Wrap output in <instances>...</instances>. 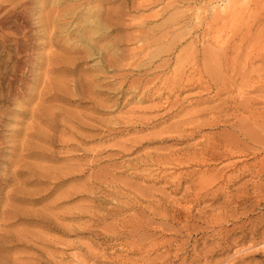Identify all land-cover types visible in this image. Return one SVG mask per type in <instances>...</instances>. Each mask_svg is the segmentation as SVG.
Returning <instances> with one entry per match:
<instances>
[{"label":"rangeland","instance_id":"1","mask_svg":"<svg viewBox=\"0 0 264 264\" xmlns=\"http://www.w3.org/2000/svg\"><path fill=\"white\" fill-rule=\"evenodd\" d=\"M255 2L0 0V264H264Z\"/></svg>","mask_w":264,"mask_h":264},{"label":"bare ground","instance_id":"2","mask_svg":"<svg viewBox=\"0 0 264 264\" xmlns=\"http://www.w3.org/2000/svg\"><path fill=\"white\" fill-rule=\"evenodd\" d=\"M155 1H156V0H155ZM227 1H228V0H227ZM229 1H230V0H229ZM238 1H239V0H238ZM258 1H259V2H258V3L255 2V4L257 3V5H259V8H260V4H261V7H262V4H263L264 2H263L262 0H261V1L258 0ZM225 2H226V1H225ZM232 2H233V1H232ZM252 2H254V1H252ZM252 2H250V3L252 4ZM260 2H261V3H260ZM262 2H263V3H262ZM147 3H148V2H147ZM147 3H146V4H147ZM151 3H152V2H151ZM154 3H155V2H154ZM259 3H260V4H259ZM148 4H150V3H148ZM152 4H153V3H152ZM226 4H227V3H226ZM239 4H240V2H239ZM246 4H247V3H245L244 6H247ZM251 4H250V5H251ZM229 5H231V4H229ZM240 5H241V4H240ZM248 5H249V4H248ZM252 5H253V4H252ZM257 5H256V6H257ZM224 6H225V5H224ZM231 6H232V5H231ZM231 6H229V7H231ZM233 6H234V5H233ZM233 6H232V7H233ZM236 6H237V5H236ZM242 6H243V5H242ZM253 6H254V5H253ZM263 6H264V5H263ZM227 7H228V6H227ZM229 7H228V8H229ZM232 7H231V8H232ZM247 7H248V6H247ZM247 7H246V8H247ZM254 7H255V6H254ZM236 8H237V7H236ZM236 8L234 7V10H235ZM239 8H240V7H239ZM241 8H242V7H241ZM241 8H240V9H241ZM244 8H245V7H244ZM222 9H225V8H222ZM229 9H230V8H229ZM237 9H238V8H237ZM253 9H254V11H256V9L258 10V7H256V9H255V8H253ZM248 10H249V8H248ZM259 10H261V9H259ZM217 11H219V10H217ZM222 11H223V10H222ZM224 11H225V10H224ZM238 11L240 12V10H238ZM238 11H236V12H238ZM263 11H264V10H263ZM210 12H211V11H210ZM212 12H213V11H212ZM212 12H211V13H212ZM226 12H228V11H226ZM230 12H231V9H230ZM246 12H247V11H246ZM246 12H245V15L247 14ZM259 12H260V11H259ZM259 12H258V14H259ZM217 13H218V12H217ZM224 13H225V12H224ZM232 13H233V11H232ZM250 13H251V12H250ZM252 13H253V12H252ZM208 14H209V13H208ZM230 14H231V13H230ZM237 14H239V13H237ZM240 14H241V13H240ZM258 14H257V15H258ZM218 15H219V14H218ZM224 15L228 16L227 19L229 20L230 24L232 25L233 22H234V19H235V15L233 16V15H229V14H226V13H225ZM261 15H262V11H261ZM261 15H258V16H261ZM196 16H198V15H196ZM213 16H214V15H213ZM222 16H223V15H222ZM236 16H237V15H236ZM239 16H240V15H239ZM243 16H244V15H243ZM247 16H248V15H247ZM250 16H251V15H250ZM250 16H249V18L251 19ZM198 17H199V16H198ZM201 17H202V16H201ZM201 17H200V18H201ZM205 17H206V16H205ZM209 17H210V15H209ZM261 17H262V16H261ZM210 18H211V17H210ZM212 18H213V17H212ZM216 18H218V17H216ZM219 18H221V15H219ZM242 18H243V17H242ZM246 18H247V17H246ZM256 18H257V17H256ZM256 18H255V19H256ZM263 18H264V17H263ZM194 19H195V18H194ZM207 19H208V18H207ZM255 19H254V20H255ZM258 19H259V18H258ZM195 20H196V21L198 20L197 17H196ZM200 20H201V19H200ZM225 20H226V18H225ZM254 20H253V21H254ZM263 20H264V19H263ZM207 21H209V20H207ZM207 21H206V22H207ZM218 21L220 22V20H218ZM222 21H223V20H221V22H222ZM243 21H244V20H243ZM250 21L252 22V20H250ZM255 21H256V20H255ZM260 21H261V20H260ZM210 22H211V20H210ZM212 22H213V21H212ZM212 22H211V23H212ZM235 22H236V21H235ZM237 22H238V21H237ZM261 22H262V21H261ZM261 22H259V24H260ZM263 22H264V21H263ZM200 23H201V21H200ZM216 23H218V22H216ZM226 23H227V22H226ZM226 23H225V24H226ZM255 23H256V22H255ZM203 24H205V23H203ZM208 24H209V23H208ZM208 24H207V25H208ZM227 24H228V23H227ZM240 24H242V23H240ZM243 24H244V23H243ZM253 24H254V22H253ZM259 24H258V25H259ZM262 24L264 25V23H262ZM262 24H261V25H262ZM211 25L214 26V24H211ZM228 25H229V24H228ZM228 25H227V26H228ZM246 25H247V24H246ZM263 25H262V27H264ZM196 26H199V24H197ZM203 26H204V25H203ZM205 26H206V25H205ZM217 26H218V25H217ZM225 26H226V25H225ZM237 26H239V25H237ZM206 27H207V26H206ZM208 27H209V26H208ZM219 27H221V23H220ZM232 27H233V26H232ZM241 27H243V26L241 25ZM253 27L256 29V27H258V26H256V27L253 26ZM227 28H228V27H227ZM230 28H231V26H230ZM233 28H236V27H233ZM238 28H239V27H238ZM247 28L250 29L251 26H250V28H249V26L247 25ZM192 29H194V28H192ZM195 29H196V28H195ZM197 29H198V28H197ZM202 29H203V27H202ZM206 29H207V28H206ZM212 29H213V28H210V30H212ZM215 29H216V28H215ZM217 29H220V28H217ZM222 29H223V28H221V30H222ZM239 29H240V28H239ZM190 30H191V29H190ZM213 30H214V29H213ZM226 30H227V29H226ZM229 30H230V29H229ZM237 30H238V29H237ZM244 30H245V29H244ZM259 30H260V32H262V31H261V27H259ZM205 31H208V30H205ZM218 31H219V30H218ZM227 31H228V30H227ZM256 31H257V30H256ZM210 32H211V31H210ZM212 32L215 33L214 31H212ZM234 32H235V30H234ZM218 33H221V32H218ZM223 33H224V31H223ZM225 33H226V32H225ZM231 33H233V31H232ZM231 33H229V34H231ZM245 33H247V32L245 31ZM249 33L252 34V31H251V32L249 31ZM254 33H255V31H254ZM257 33H259V32H257ZM188 34H189V33H188ZM203 34H204V33H202V35H203ZM206 34H207V33L205 32V36H207ZM227 34H228V33H227ZM238 34H239V33H238ZM240 34H241V32H240ZM261 34H262V33H261ZM213 35H214V34H213ZM223 35H224V34H223ZM231 35H232V34H231ZM253 35H254V34H253ZM257 35H259V34H257ZM162 36H163V35H162ZM162 36H161V37H162ZM205 36H204V37H205ZM208 36L210 37V36H212V35L208 34ZM208 36H207V37H208ZM214 36H215V35H214ZM219 36H220V35H219ZM233 36H234V35H233ZM242 36H243V35H242ZM263 36H264V35H263ZM204 37H203V38H204ZM212 37H213V36H212ZM212 37H211V38H212ZM226 37H227V35H226ZM228 37H229V36H228ZM228 37H227V38H228ZM234 37H236V39H237L238 36H234ZM234 37H233V38H234ZM243 37H244V39H245L246 35H244ZM254 37L258 39L259 36L257 37V36L255 35ZM254 37H253V38H254ZM201 38H202V37H201ZM201 38H200V39H201ZM215 38H216V37H215ZM215 38H214V40H215ZM224 38H225V37H224ZM224 38H222V39L225 40L226 38H225V39H224ZM238 38H239V37H238ZM248 38L251 40L252 37H251V36H248ZM248 38H247V39H248ZM260 38H261V37H260ZM161 39H162V38H161ZM249 39H248V41H249ZM257 39H256V40H257ZM206 40H207V39H205V40H203V41H206ZM210 40H212V39H210ZM226 40H227V39H226ZM234 40H235V39H234ZM212 41H213V40H212ZM228 41H230V40H227V43H228ZM244 41H245V40H244ZM246 41H247V40H246ZM262 41H264V37H263V40H261L260 42H262ZM208 42H209V40H208ZM214 42H215V41H214ZM222 42H223V41H222ZM231 42H232V41H231ZM249 42H250V43H251V42L254 43L255 40H254V41L251 40V41H249ZM210 43H211V42H210ZM212 43H213V42H212ZM227 43H226V44H227ZM245 43L247 44V42H245ZM191 44H192V43H191ZM191 44H190V45H191ZM222 44H223V43H222ZM231 44H232V43H231ZM233 44L235 45V43H233ZM246 44H245V45H246ZM261 44H262V43H261ZM212 45H213V44H212ZM212 45H211V46H212ZM218 45H219V43L217 44V46H218ZM220 45H221V44H220ZM220 45H219V46H220ZM241 45H242V44H241ZM248 45H249V43H248ZM217 46H216V47H217ZM225 46H227V45H225ZM237 46H239V44H238ZM250 46H251V45H250ZM253 46H254V45H253ZM259 46H260V44H258V47H259ZM194 47H196V46H194ZM194 47H192V48H194ZM220 47H221V46H220ZM228 47H229V46H228ZM230 47H231V45H230ZM243 47H244V46L242 45L241 49H242ZM247 47H248V46H247ZM255 47H256V46H254V48H255ZM260 47H261V46H260ZM262 47H263V46H262ZM262 47H261V48H262ZM185 48H186V46H185ZM213 48H214V45H213ZM222 48H223V47H222ZM238 48H239V47H238ZM245 48H246V46H245ZM261 48H260V50H261ZM203 49H204V48H203ZM203 49H202V50H203ZM214 49H215V48H214ZM217 49H218V48H217ZM223 49H224V48H223ZM227 49H228V48H227ZM227 49H226V50H227ZM230 49H231V48H230ZM230 49H229V50H230ZM195 50H196V49L194 48V51H195ZM205 50H207V49L205 48ZM232 50L235 51L234 49H232ZM237 50H238V49H237ZM243 50H244V49H243ZM245 50H246V49H245ZM247 50H248V49H247ZM256 50H258V49H256ZM256 50H255V51H256ZM185 51H186V50H185ZM209 51H211V50H209ZM209 51H208V52H209ZM212 51H213V49H212ZM222 51H223V50H222ZM250 51H251V49H250ZM255 51H254V52H255ZM187 52H189V51H187ZM203 52H204V50H203ZM208 52H207V53H208ZM215 52H216V49H215ZM229 52H230V51H229ZM236 52H237V51H236ZM239 52L241 53L240 50H239ZM252 52H253V51H252ZM254 52H253L252 54H255ZM262 52H263V50L261 51V54H262ZM184 53H185V52H184ZM194 53H195V52H194ZM233 53H235V52H233ZM244 53H245V52H244ZM185 54H188V53H185ZM185 54H184V55H185ZM192 54H193V51H192V53H191L190 55H192ZM200 54H201V51H200ZM210 54H211V52H210ZM210 54L208 53L207 55H210ZM213 54H214V52H213ZM213 54H212V55H213ZM215 54H216V53H215ZM215 54H214V55H215ZM220 54H222V53H220ZM220 54L218 53L217 55H220ZM236 54H237V55H236ZM242 54H243V52H242ZM247 54H248V51H247ZM250 54H251V53H250ZM257 54H258V53H257ZM257 54H256V55H257ZM196 55H197V53H196ZM203 55H204V53H203ZM224 55H225V54H224ZM228 55H229V53H228ZM230 55H231V53H230ZM235 55H236V57H237V56H241V54L239 55V53H235L233 56H235ZM248 55H249V54H248ZM262 55H264V52H263ZM193 56H194V55H193ZM200 56H201V55H200ZM205 56H206V55H205ZM220 56H221V55H220ZM220 56H219V57L217 56V57L220 58ZM222 56H223V54H222ZM222 56H221V57H222ZM252 56H253V55H252ZM260 56H261V55H260ZM195 57H196V56H195ZM206 57H208V56H206ZM209 57H210V56H209ZM217 57L215 56V58H217ZM224 57H225V56H224ZM254 57H255V56H254ZM190 58H193V57L191 56ZM199 58H200V57H199ZM203 58H205V57L203 56ZM226 58H227V57H226ZM229 58H230V56H229ZM242 58H243V57H242ZM242 58H240V59H242ZM255 58H256V57H255ZM259 58H261V57H259ZM179 59H180V58H179ZM193 59H194V58H193ZM212 59H213V58H212ZM222 59H223V58H222ZM227 59H228V58H227ZM236 59H237V58H236ZM236 59H234V57H233V60H234V61H235ZM244 59H246V57L242 59V60H243L242 62H244ZM262 59H263V58H262ZM194 60H195V59H194ZM194 60H191V61L193 62ZM198 60H199V59H198ZM201 60H202V58H201ZM201 60H200V63H201ZM204 60H205V59H203L202 62H203ZM207 60H208V59H206V62H207ZM218 60H220V59H218ZM218 60H217V62H218ZM224 60H226V59H224ZM229 60H230V59H229ZM256 60H259V59H256ZM260 60H261V59H260ZM177 61H178V60H177ZM177 61H176V62H177ZM191 61H190V62H191ZM208 61H209V60H208ZM210 61H211V63H212V60H210ZM210 61H209V62H210ZM215 61H216V60H215ZM179 62H180V61H179ZM179 62H178V63H179ZM186 62H187V60H186ZM186 62H185V64H187ZM221 62H222V61H221ZM221 62H220L219 64H222L223 62L225 63L226 61H223L222 63H221ZM230 62H233L232 59H231ZM238 62H239V61H238ZM183 63H184V61H183ZM183 63H182L181 66H183ZM188 63H189V62H188ZM195 63H196V62H195ZM195 63H194V64H195ZM198 63H199V61H198ZM203 63H204V62H203ZM227 63H228V62H227ZM227 63H226V64H227ZM233 63H234V62H233ZM235 63H237V62H235ZM235 63H234V64H235ZM239 63H241V61H240ZM248 63H249V62H248ZM185 64H184V65H185ZM205 64H207V63H205ZM209 64H210V63H209ZM212 64H213V63H212ZM212 64H210V65H212ZM216 64H218V63L215 62V65H216ZM219 64H218V65H219ZM226 64H224V65H226ZM246 64H247V63H245V65H246ZM195 65H196V64H195ZM229 65H230V63H229ZM229 65H228V66H229ZM238 65H240V64H238ZM238 65H237V66H238ZM241 65H244V64H241ZM188 66H190V68H191V65L188 64ZM192 66H193V63H192ZM205 66H206V69H207V65H204V67H205ZM220 66H221V65H220ZM222 66H223V65H222ZM226 66H227V65H226ZM226 66H225V67H226ZM185 67H186V66H185ZM196 67H197V65H196ZM198 67H200V66L198 65ZM198 67H197V71H198V70L200 71V69H199ZM201 67H203V64H201ZM211 67H212V66H211ZM230 67L233 69V67H232V63H231V66H230ZM234 67H236V66H234ZM238 67L241 68L242 66H241V67L238 66ZM244 67H245V66H244ZM182 68H183V67H182ZM217 68H218V70H219L220 67H217ZM223 68H224V67H223ZM226 68H227V67H226ZM231 68H230V72L233 71V70L235 69V68H234V69L232 70ZM239 68H237V69H239ZM178 69H179V68H178ZM178 69L176 68V71H177ZM192 69H194V68H192ZM203 69H204V68H203ZM203 69H202V70H203ZM213 69H214V68H213ZM220 69H221V68H220ZM237 69H235V70H237ZM202 70H201V71H202ZM209 70H210V69H209V67H208V70H207V71L209 72ZM211 70H212V69H211ZM218 70H217V71H218ZM221 70H222V69H221ZM239 70H240V69H239ZM242 70H243V69H242ZM259 70H260V69H259ZM174 71H175V70H174ZM179 71H182V70L179 69ZM183 71H184V69H183ZM183 71H182V72H183ZM195 71H196V70H195ZM203 71H205V70H203ZM207 71H206V72H207ZM223 71H224V70H223ZM223 71H222V73H223ZM243 71H244V70H243ZM243 71H242V72H243ZM248 71H249V70H248ZM256 71H257V70H255V72H256ZM182 72H180V73H182ZM206 72H205V73H206ZM215 72H216V70H215ZM225 72H228V70L225 71ZM233 72H235V71H233ZM242 72H241V73H242ZM251 72H252V71H251ZM255 72H254V76L256 75ZM261 72H262V71H261ZM261 72H259V73L257 72V73H258V74H261ZM177 73H179V72L177 71ZM203 73H204V72H203ZM212 73H214V70L212 71ZM217 73H220V72H217ZM217 73H215V76H216ZM236 73H237V72H236ZM188 74H190V71H189ZM198 74H200V73H198ZM207 74H208V73H207ZM207 74H206L205 76H208ZM223 74H224V73H223ZM228 74H230V73L228 72ZM231 74L233 75V73H231ZM237 74H238V73H237ZM182 75H183V74H182ZM210 75H211V74H210ZM212 75L214 76V74H212ZM240 75H241V74H240ZM246 75H247V76H246ZM246 75H244V76H246L247 78H248L249 75L251 76V74H249V72H248ZM174 76H176V75H174ZM174 76H173V77H174ZM177 76H179V74H178ZM183 76H184V75H183ZM185 76H186V75H185ZM195 76H196V72H195ZM200 76H201V75H200ZM218 76H219V75H218ZM218 76H217V78H218ZM220 76H221V75H220ZM226 76H227V75H222V78H223V77H226ZM237 76H238V75H236V78H237ZM242 76H243V75H242ZM252 76H253V75H252ZM256 76H258V75H256ZM256 76H255V77H256ZM263 76H264V74H263ZM179 77H181V76H179ZM179 77H178V78H179ZM191 77H192V76H191ZM196 77H197V76H196ZM232 77H233V76H232ZM234 77H235V74H234ZM238 77H239V76H238ZM240 77H241V76H240ZM255 77H254V79H256ZM259 77H260V75H259ZM178 78H177V81H178ZM203 78H204V77H203ZM215 78H216V77H215ZM222 78H221L220 81L223 83ZM228 78H230V77H228ZM228 78H226V79L229 80V81L231 82L232 78H231V80L228 79ZM236 78H234V79H236ZM241 78H242V77H241ZM241 78H240V79H241ZM257 78H258V77H257ZM261 78H264V77L261 76ZM172 79H174V78H172ZM175 79H176V78H175ZM175 79H174L173 81H175ZM183 79H184V77H183ZM188 79H190V77H189ZM197 79H199V78L197 77ZM205 79H206V78H205ZM208 79H209V78H208ZM258 79H259V78H258ZM201 80H204V79H202V77H201ZM209 80H210V79H209ZM212 80H213V82H214V77L212 78ZM215 80H216V79H215ZM217 80H218V79H217ZM217 80H216V82H217ZM246 80H247V79H246ZM248 80H249V79H248ZM259 80H260V79H259ZM263 80H264V79H263ZM177 81H176V82H177ZM183 81H185V80H183ZM193 81H194V80H192V82H193ZM196 81H198V80H196ZM204 81H205V80H204ZM204 81H203V82H204ZM210 81H211V80H210ZM220 81H218V82H220ZM225 81H226V80H225ZM225 81H224V82H225ZM233 81H234V80H233ZM240 81H243V78H242ZM240 81H239V82H240ZM249 81H250V80H249ZM251 81H253V82L255 83V81L252 79V77H251ZM186 82H187V77H186ZM199 82H201V81L199 80ZM218 82H217V83H218ZM245 82H246V83H249V82H247V81H245ZM259 82H260V81H259ZM262 82H263V81H262ZM169 83H170V82H169ZM173 83H174V82H173ZM178 83H179V82H177V84H178ZM180 83H181V82H180ZM196 83H197V82H196ZM205 83H206V82H205ZM207 83H208V82H207ZM207 83H206V84H207ZM232 83H233V82H232ZM240 83H242V86H244V85H243L244 81H243V82H240ZM251 83H252V82H251ZM170 84H171V83H170ZM177 84H174V86H176ZM182 84H183V83H182ZM184 84H185V83H184ZM191 84H193V83H191ZM194 84H195V83H194ZM199 84H200V83H199ZM209 84H210V83H209ZM211 84H212V82H211ZM219 84H220V83H219ZM219 84H218V85H219ZM225 84H226V82H225ZM227 84L230 86L229 82H227ZM237 84H238V83H237ZM249 84H250V83H249ZM262 84H263V83H262ZM180 85H181V84H180ZM180 85H179V86H180ZM187 85H188V84H187ZM187 85H186V86H187ZM213 85H214V84H213ZM223 85H224V84H223ZM231 85H232V84H231ZM259 85H261V84H259ZM216 86H217V85H216V83H215V86H213V87H215V89H216ZM226 86H227V85H226ZM226 86H221V88H222V87L225 88ZM233 86H235L234 83H233ZM233 86H232V87H233ZM239 86H240V85H239ZM242 86H241V88H242ZM262 86H264V85H262ZM182 87H183V86H182ZM184 87H185V85H184ZM184 87H183V88H184ZM205 87H206V86H205ZM205 87H204V88H205ZM208 87H209V86H208ZM174 88H175V87H174ZM178 88H179V87H178ZM186 88H187V87H186ZM189 88H190V87H189ZM217 88H218V87H217ZM226 88H227V89H224V90H227V91H228V86H227ZM229 88H231V86H230ZM233 88H234V87H233ZM236 88H237V87H236ZM247 88H248V87H247ZM205 89H206V88H205ZM222 89H223V88H222ZM237 89H240V88H237ZM254 89H255V88H254ZM169 90H170V89H169ZM175 90H176V89H175ZM177 90H178V89H177ZM216 90H218V89H216ZM224 90H222V91H224ZM231 90H232V89H231ZM247 90H248V89H247ZM247 90H246V91H247ZM172 91H174V90H172ZM205 91H207V90H205ZM227 91H226L225 93H227ZM233 91H234V89H233ZM238 91H241V90H238ZM242 91H243V90H242ZM168 92H169V91H168ZM235 92L237 93V91H235ZM243 92H244V91H243ZM243 92H242V94H243ZM217 93H218V92H217ZM220 93H221V92H220ZM238 93H239V92H238ZM221 94H222V93H221ZM242 94H241V96H242ZM239 96H240V94H239ZM241 100H242V99H241ZM229 101H230V100H229ZM165 102H166V101H165ZM232 102H233V101H232ZM246 104H247V103H246ZM244 105H245V104H244ZM237 106H238V105H237ZM240 106H241V105H240ZM246 106H247V105H246ZM246 106H245V107H246ZM249 107H250V106H249ZM220 110H221V109H220ZM245 110H246V109H245ZM251 111H252V110H251ZM237 112H238V111H237ZM245 112H246V111H245ZM249 112H250V111H249ZM249 112H248V113H249ZM243 115H244V113H243ZM253 115H254V114H253ZM254 116H255V115H254ZM261 116H262V115H261ZM242 117H243V116H242ZM256 117H257V116H256ZM243 118H244L245 120H247L245 117H243ZM249 118H250V116H249ZM263 119H264V118H263ZM248 120H250L251 122H253L252 119H248ZM258 120H260V119H258ZM254 121H255V120H254ZM255 122H256V121H255ZM210 143H211V142H210ZM212 143H213V142H212ZM214 143H215V142H214ZM219 143H220V141L218 142V144H219ZM221 143H222V142H221ZM222 144H223V143H222ZM212 145H213V144H211V146H212ZM205 146H206V145H205ZM211 146H209V147H211ZM218 146H219V145H218ZM221 146L223 147V145H221ZM221 146H219V147H221ZM213 147H214V146H213ZM213 147H212V148H213ZM212 148H210V149H212ZM215 148H216V147H215ZM215 148H214V149H215ZM227 148H229V147H227ZM210 149H209V150H210ZM218 149H219V148H218ZM221 149H222V148H221ZM229 150H230V149H229ZM213 151H214V150H213ZM213 151L211 152L212 154H213ZM221 151H223V150H221ZM231 151H232V150H231ZM200 152H201V151H200ZM217 152H219V151H217ZM226 152H227V151H226ZM226 152H224V153H226ZM229 152H230V151H229ZM203 153H204V151H203ZM233 153H235V152H233ZM200 155H201V154H200ZM204 155H205V154H203V156H204ZM216 155H217V154H216ZM203 156H202V157H203ZM213 156H214V155H213ZM227 156H228V155H227ZM232 156H234V155H232ZM218 157H219V155H218ZM222 157H223V156H222ZM222 157H221V159H222ZM144 158H145V157H144ZM200 158H201V157H200ZM204 158H205V157H204ZM173 159H174V158H173ZM176 159H177V157H176ZM198 159H199V157H198ZM177 160H178V159H177ZM154 161H155V160H154ZM198 161H199V160H198ZM173 162H174V160H173ZM157 163H158V161H157ZM160 163H161V162H160ZM176 163H177V162H176ZM230 163H231V162H230ZM233 163H234V161H233ZM174 164H175V162H174ZM178 164H180V163H178ZM234 164H235V163H234ZM236 164H237V163H236ZM236 164H235V165H236ZM231 166H232V165H231ZM229 177H230V176H229ZM218 178H219V177H218ZM231 178H232V176H231ZM221 179H222V178H221ZM232 179H233V178H232ZM226 180L228 181V178H227ZM230 180H231V179H230ZM212 182H213V181H212ZM200 188H201V187H200ZM240 188H241V187H240ZM209 189H210V188H209ZM200 190H201V189H200ZM222 190H223V189H222ZM184 196H185V195H184ZM155 201H156V200H155ZM150 204H151V202H150ZM157 205H158V204H157ZM151 207H152V206H151ZM211 220H212V219H211ZM215 223H216V222H215Z\"/></svg>","mask_w":264,"mask_h":264}]
</instances>
